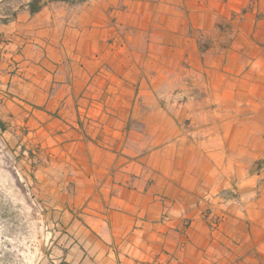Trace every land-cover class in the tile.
Here are the masks:
<instances>
[{
	"label": "crops",
	"instance_id": "obj_1",
	"mask_svg": "<svg viewBox=\"0 0 264 264\" xmlns=\"http://www.w3.org/2000/svg\"><path fill=\"white\" fill-rule=\"evenodd\" d=\"M29 2L0 0V19L14 14L0 20V79L31 113L40 152L67 162L43 169L50 176L40 182L70 189L63 204L98 207V225L90 224L103 240L98 264H264V184L257 196L247 188L244 198L225 200L211 230L198 207V167L216 174V158L188 144L244 134L190 140L157 96L169 93L175 71L178 93L201 109L225 111L231 125L242 124L244 111L247 123L264 126V0L163 3L159 19L150 18L159 53L150 43L144 54L120 36L134 23L129 11L98 2L32 14ZM216 34L212 45L222 46L202 52L199 37Z\"/></svg>",
	"mask_w": 264,
	"mask_h": 264
},
{
	"label": "rangeland",
	"instance_id": "obj_2",
	"mask_svg": "<svg viewBox=\"0 0 264 264\" xmlns=\"http://www.w3.org/2000/svg\"><path fill=\"white\" fill-rule=\"evenodd\" d=\"M43 2V8L54 4L76 7L99 2L105 4L109 11L131 12L134 23L128 30L121 29L120 36L123 38L128 34L132 41L130 51L137 54L148 53L150 43L153 53H159L160 47L153 39L159 36L160 29L153 27L150 18L159 19L163 3L176 6V0ZM11 5L16 4L11 1ZM13 15L9 17L13 18ZM9 17L0 20L6 22ZM219 37V34L199 37L200 50L206 52L220 48L222 45H212L214 41L219 43ZM169 49L177 51L176 46ZM168 82L169 93L157 96L162 99L164 108L167 105L170 115L180 121V129L190 140L202 133L244 134V141L188 143L200 146L204 153H213L212 160H209L212 164L216 158V174L211 171L204 174L200 170L203 169L202 163L198 167L202 189L197 195L203 201L198 206L203 220L211 230H217L227 208L221 206L226 204L225 200L244 198L247 188H255L256 196L260 193L259 188L264 184V140L253 137L256 134L264 137V126L247 123L244 111L238 114L242 124H226L233 119L226 118L225 111L201 109L200 104L189 99L188 94L178 93L175 71H170ZM4 83L0 79V264H98L103 258V240L90 226L98 225V207L63 204L67 197L62 195L70 189L60 190L56 183L40 182V177L50 176L43 169L67 162L64 158H50L47 153L40 152L39 144L33 142L31 123L28 124L31 113L25 115L20 103L12 99L16 96L3 90ZM191 83L190 72L186 77V93L187 90L191 93L187 89ZM8 96H11L9 104ZM136 128L138 131L142 129L140 126ZM61 176L52 174L53 178Z\"/></svg>",
	"mask_w": 264,
	"mask_h": 264
},
{
	"label": "trees",
	"instance_id": "obj_3",
	"mask_svg": "<svg viewBox=\"0 0 264 264\" xmlns=\"http://www.w3.org/2000/svg\"><path fill=\"white\" fill-rule=\"evenodd\" d=\"M54 1H59V2H66L69 3L70 0H54ZM85 0H82L84 2ZM45 6L43 0H30L28 3V8L32 14L40 12L43 7ZM14 17V15H13Z\"/></svg>",
	"mask_w": 264,
	"mask_h": 264
}]
</instances>
